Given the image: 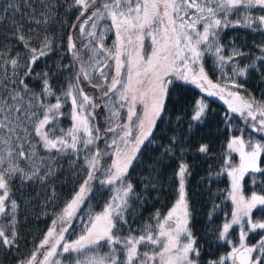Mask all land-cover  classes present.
I'll return each instance as SVG.
<instances>
[{"label":"snow or ice","instance_id":"snow-or-ice-1","mask_svg":"<svg viewBox=\"0 0 264 264\" xmlns=\"http://www.w3.org/2000/svg\"><path fill=\"white\" fill-rule=\"evenodd\" d=\"M75 6L79 9L78 23L72 27L79 33L80 47L70 35V64H57L52 75L48 71L35 73V65L53 53V41L44 37L38 47H33L29 42L31 37L25 40L22 27L17 28L16 36L27 50L24 56L8 57L6 51L0 53V218H3L0 248L18 247L20 204L14 198L12 184L19 181L23 187L27 182L38 181L43 185L56 175L41 156L42 148L49 154L48 159L56 155H74L79 159L82 155L81 167L87 175L59 214H53L51 224L32 253L17 264H62L57 257L65 253L74 259V264H199L200 250L189 228L191 212L185 185V178L190 175L189 165L178 166V198L168 212L163 216L155 213L152 217L155 224H145L140 235H132L130 230L122 238L117 235L118 226L128 223L125 214L131 209L129 201L139 199L127 177L142 146L152 143L150 137L157 121L168 111L170 89L179 87L175 81L189 82L209 96L225 99L231 112L250 119L256 131L264 132V104L234 90L242 87L236 83V77L246 76L249 69L258 70L255 62L230 67L232 76L223 86L213 83L203 67L206 54L215 56L222 73L226 63L232 65L236 56L245 55L234 48L233 54L225 58L219 34L224 28L234 26L228 16L240 13L244 27L264 34V14L253 13V10L264 13V0H75ZM9 7L19 11L14 5ZM44 7L51 10L50 5ZM40 17L33 15L30 22L47 23L49 17L45 12ZM108 33L114 34L111 45L105 43ZM146 40L150 52L145 50ZM260 50L264 52V47ZM257 59L264 63V55ZM62 71L72 74L66 78V86H61L60 95H56L50 81ZM26 79L39 81V91L31 88ZM89 86L100 96H89L85 91ZM45 97H53L55 103H46ZM66 104L71 108L72 127L64 130L58 127V122L65 115L61 109ZM137 105L142 107V114ZM98 108L107 111L103 129L94 123ZM205 114L204 101L196 100L190 131L192 121L202 123ZM57 132L60 134L56 135ZM102 139L103 150L97 146ZM170 141L166 153L179 150L183 155L188 150L180 136H172ZM227 148L239 153L240 163L233 166L225 160L224 171L231 179L229 196L234 210L231 221L222 224L217 239L232 244L227 239L229 230L239 225V243L208 264L229 261L264 264V238L249 246L244 231L245 223L252 231L264 230V222L252 221L253 211L264 209V195L253 192L246 198L242 191L246 174L264 175L261 167L264 143L246 142L243 136H233ZM209 150L208 144L197 148L203 154ZM21 161L28 164L21 166ZM251 179L255 185L256 176L252 175ZM93 181L100 189L113 193L98 213L90 206ZM54 197L53 190L49 200ZM85 217L83 234L67 240L72 221ZM105 246L109 251L99 255L97 250Z\"/></svg>","mask_w":264,"mask_h":264},{"label":"trees","instance_id":"trees-1","mask_svg":"<svg viewBox=\"0 0 264 264\" xmlns=\"http://www.w3.org/2000/svg\"><path fill=\"white\" fill-rule=\"evenodd\" d=\"M9 5L19 8V11H15ZM44 5H50L51 10L49 11ZM42 11L49 17L47 23L40 25L31 23L33 15L41 18ZM78 15L79 9L75 6V0H0V17H5L0 20V53L6 51L8 57L17 54L20 57L24 56L27 50L16 36L18 27H22L25 40L31 37L29 42L33 47H38L43 38L47 37L53 41L54 51L48 58H42L35 65L34 71L35 73L48 71L49 75H52L57 64L68 65L72 62L68 49L70 35L76 39L77 47H80L79 33L72 27L73 24L78 23L76 19ZM29 29L32 31H28ZM37 35L39 39L36 38ZM219 38L227 47L228 56L233 54L234 48L245 54L236 56L232 65L227 63L224 65L231 75L230 67H244L255 62L258 70L249 69L246 76L235 79L238 85H242L238 88L241 96L253 97L257 102L264 104V63L257 59L264 55L260 50L261 46L264 47V34L248 28L236 30L229 26L220 32ZM21 63H24L23 59ZM213 65L212 62H207L204 67L213 81H216L222 74L219 72L215 75V71L220 69L217 68L218 66L212 68ZM71 74L62 71L50 81L56 95H60L61 86H66L65 80ZM26 83L35 91H39V81L26 79ZM175 83L179 87L170 89L168 111L162 120L157 121V126L150 137L152 143L146 142V146H142L141 154L129 169L127 179L132 183L139 199L129 201L131 209L125 214L128 223L118 226L120 231L117 235L123 238L130 234V230L132 235H140L145 224H155V220L152 219L155 213L159 212L163 216L171 208L178 198L179 181L176 176L178 166L180 163H187L190 172L185 178L191 212L189 228L200 250L199 264H208V261L225 255L233 244H238L241 230L239 225H233L229 230L227 239L231 240L232 244L217 239L222 224L231 221L234 210L229 197L231 179L224 169L225 160L233 166L236 165L237 160L236 152H231L227 144L233 136L244 138L246 135H255L258 142L264 143V134L253 130L251 126L253 122L250 119L246 120L239 113L231 112L226 104L215 97L203 94L189 83L178 81ZM85 91L88 95L100 96V93L90 86L85 87ZM199 99H202L206 105L205 118L202 123L192 121L193 127L190 131L193 104ZM45 102L55 103V99L45 97ZM61 111L65 115L59 119L58 127L71 128L70 105L66 104ZM95 112L96 124L104 127L103 123L100 124L103 109L98 108ZM177 117L180 119L178 120ZM172 136H180L185 141L184 147L188 150L183 155L179 150L165 152ZM200 144L209 145L210 150L207 154L197 152ZM101 145L102 142L98 141L97 146ZM39 151L45 158L46 164L55 170L56 175L43 185L38 181L27 182L23 187H20L19 181L12 184L14 198L20 204L17 215L18 247L11 250L0 248V264H17L18 260H23L32 253L51 224L53 214H59L87 175L82 171L81 166L84 163L82 155L79 159L74 155H56L53 159H48L49 154L46 150L41 148ZM27 164L28 161H21V166ZM261 167H264V163ZM252 175L257 178L255 185L252 183ZM92 188L90 206L94 212H98L113 193L110 190L100 189L96 181L92 182ZM53 190L55 197L50 201L49 197L53 196ZM242 191L245 197L251 196L253 192L264 195V175L248 173L242 181ZM22 196L27 197L21 199ZM76 220L72 221L73 225ZM252 221L264 222V209H255L252 213ZM244 231L247 233L245 242L249 246L257 244L264 238V230L252 231L247 223ZM228 264L231 262L229 261Z\"/></svg>","mask_w":264,"mask_h":264},{"label":"rangeland","instance_id":"rangeland-1","mask_svg":"<svg viewBox=\"0 0 264 264\" xmlns=\"http://www.w3.org/2000/svg\"><path fill=\"white\" fill-rule=\"evenodd\" d=\"M253 13H254V15H260V14H264V13H261L259 10H253ZM228 19H229V21H231L232 22V25L233 24H235V23H237V21H240V23H239V26H240V28H239V30H243L244 28H246V27H244L243 26V13H240V14H230L229 16H228ZM113 39H114V34L113 33H108L107 34V36H106V39H105V43L107 44V45H111L112 44V41H113ZM220 39V38H219ZM220 43L224 46V48H223V52H222V55L223 56H225V58H227L228 57V55L226 54V50H227V47L225 46V44L222 42V41H220ZM148 44H149V41H147L146 40V42H145V48H149L148 47ZM261 47H263V46H261ZM148 52H150V48H149V51ZM87 56H85L84 57V59L85 60H87ZM207 62H212V64H214L213 65V67L212 68H214L215 66H218L217 68H221V66H220V63L215 59V56H213V55H211V54H206L205 55V57H204V61H203V67L205 66V64H207ZM212 66V65H211ZM224 67V72L222 73L221 72V70L220 71H215V75H218L219 74V72H221V76H220V78H218V79H216V81H213V79L209 76V74L207 73V70L205 69V67H204V70H205V72L208 74V76H209V78L213 81V83H219V84H221L222 86H223V84L224 83H226V82H229L227 79L230 77V76H232L231 75V73L230 72H228V68H226L225 66H223ZM211 68V69H212ZM219 69H217V70H219ZM216 70V69H215ZM209 71V70H208ZM210 72V71H209ZM214 74V73H213ZM180 83H188V82H185V81H179ZM200 92H202L203 94H206L207 95V93H205V92H203V91H201V89H199L196 85H194ZM235 91H238V88L237 89H234ZM89 96H93V95H89ZM212 97H215L216 99H218L220 102H222V103H224V104H226V106H228V104L225 102V99H221L219 96H215V95H213ZM137 110H138V112H140L141 114H142V112H143V109H142V107L140 106V105H137ZM122 114H126V110H122ZM100 116V115H99ZM107 116V111H106V109H103V115H101V118H102V120L100 121V124L101 123H103V126L105 127L106 125H105V117ZM96 116H95V121H94V123H96ZM104 127H101L102 129L104 128ZM253 128V127H252ZM62 129H64V130H67L65 127L64 128H62ZM253 130H255L254 128H253ZM256 131V130H255ZM259 132V131H258ZM259 133H263L264 134V132H259ZM60 133L59 132H57V135H59ZM244 139H245V141L247 142V141H251L252 143H256V142H258V139L256 138V136L255 135H246L245 137H244ZM101 142H102V148H101V146H99L101 149H104L105 148V143H104V141H103V139L101 140ZM246 149H248L247 148V144H246ZM111 161H108V163H110ZM25 197H27V196H22V198L21 199H23V198H25ZM31 197L32 196H30V200H32L31 199ZM230 197V196H229ZM250 197V196H249ZM35 197L33 196V199H34ZM247 198V197H246ZM231 200V199H230ZM175 203V202H174ZM174 203H173V205H174ZM172 205V206H173ZM232 205H233V209H234V204L232 203ZM171 206V207H172ZM104 208V207H103ZM103 208L101 209V210H99L98 212H100V211H102L103 210ZM98 212H96V213H98ZM168 212V211H167ZM166 212V213H167ZM165 213V214H166ZM164 214V215H165ZM0 222H3V218H0ZM85 225H86V217L83 219V220H81V219H77L76 221H75V223H74V225H73V228L70 230V232H71V234L70 235H68V234H66V239L67 240H69V241H71V240H75V239H77L78 238V236L79 235H81V234H83V231H84V228H85ZM43 238V237H42ZM41 238V239H42ZM40 239V240H41ZM40 240H39V242H40ZM239 243V242H238ZM35 249V248H34ZM151 251V249L150 248H142V251ZM109 251V248L107 247V246H105V247H102V248H100V249H98L97 250V252H98V254L99 255H101V256H103L105 253H107ZM73 257H75V254H73ZM57 259H60L61 260V262H62V264H74V259H69L68 258V254H63L62 256H59V257H57Z\"/></svg>","mask_w":264,"mask_h":264},{"label":"flooded vegetation","instance_id":"flooded-vegetation-1","mask_svg":"<svg viewBox=\"0 0 264 264\" xmlns=\"http://www.w3.org/2000/svg\"><path fill=\"white\" fill-rule=\"evenodd\" d=\"M234 26H231V28H234V29H236V30H239V28H240V26H239V24H237V23H235V24H233ZM145 50H146V52H148L149 51V48H145ZM179 82V81H178ZM183 83V82H182ZM189 83V82H188ZM189 84H191V83H189ZM191 85H193V84H191Z\"/></svg>","mask_w":264,"mask_h":264},{"label":"water","instance_id":"water-1","mask_svg":"<svg viewBox=\"0 0 264 264\" xmlns=\"http://www.w3.org/2000/svg\"><path fill=\"white\" fill-rule=\"evenodd\" d=\"M246 150H249V149H246ZM236 165L235 166H238L239 165V163H240V155H239V153L238 152H236ZM247 175V174H246ZM246 175H245V177H246ZM245 179V178H244Z\"/></svg>","mask_w":264,"mask_h":264},{"label":"bare ground","instance_id":"bare-ground-1","mask_svg":"<svg viewBox=\"0 0 264 264\" xmlns=\"http://www.w3.org/2000/svg\"><path fill=\"white\" fill-rule=\"evenodd\" d=\"M67 42V41H66Z\"/></svg>","mask_w":264,"mask_h":264}]
</instances>
